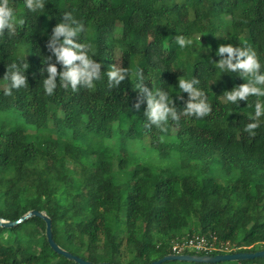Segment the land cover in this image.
Listing matches in <instances>:
<instances>
[{"label": "trees", "instance_id": "obj_1", "mask_svg": "<svg viewBox=\"0 0 264 264\" xmlns=\"http://www.w3.org/2000/svg\"><path fill=\"white\" fill-rule=\"evenodd\" d=\"M10 6L15 32L6 29L0 37V219L14 222L31 210L44 212L55 242L92 263L108 258L113 264H149L193 235L228 242L230 254L264 250V116L254 136L244 131L256 122L250 117L264 97L227 101L223 94L251 77L216 66L226 58L216 54L219 47L231 45L255 51L264 74V0H45V9L37 12L28 11L25 0H10ZM65 13L83 23L85 31L73 40L89 46L102 74L93 88L78 92L57 81L49 96L43 61L52 56L47 45ZM178 36L192 43L181 48ZM23 63L29 64L28 87L5 95L8 68ZM113 65L128 74L110 89L107 71ZM138 72L143 86L168 93L178 114L188 101L179 79H198L194 87L206 94L211 114L181 116L178 124L169 120L166 131L151 125L146 98L135 87ZM138 99L143 102L136 110ZM10 110L34 126L41 146L18 128L7 130L3 113ZM144 138L177 169L137 166L128 140L139 145ZM28 223L42 232L35 251L19 239L0 241V264H48L57 258L75 264L52 252L41 219L10 231ZM7 230L0 228V235ZM219 264H264V259Z\"/></svg>", "mask_w": 264, "mask_h": 264}, {"label": "clouds", "instance_id": "obj_2", "mask_svg": "<svg viewBox=\"0 0 264 264\" xmlns=\"http://www.w3.org/2000/svg\"><path fill=\"white\" fill-rule=\"evenodd\" d=\"M28 11L37 12L45 9V0H25ZM65 22L57 24L53 29V35L47 45L48 50L55 57L56 63H52V56H48L43 61L47 64L48 78L43 80L45 93L49 96L54 94V90L59 87L67 90L69 87L73 92H78L79 88L84 87L91 89L94 87V81L101 79L102 65L89 56V46L83 43H76L73 37H78L85 31L83 23L78 22L71 13L63 15ZM15 13L10 6V0H0V37L4 36L7 29L9 35L15 32ZM23 23V21H20ZM61 37L63 38L61 40ZM176 42L181 48L190 45L192 41L183 36L176 37ZM210 50V49H209ZM222 58L216 63L217 68L221 71H229L232 73H241L248 82L238 88H234L231 92H225L223 95L227 101L237 104L238 101H247L249 97H264V74H261V64L257 54L252 49L220 46L216 53ZM57 64L62 67L58 70ZM29 64L22 65L12 64L4 76V80L9 81L5 95H12V89L19 90L28 87L25 72L28 70ZM128 70L115 65L111 66L107 71V83L110 89L117 88L127 77ZM139 83L135 85L136 89L146 98L147 111L145 116L158 129L166 131V125L169 120L179 123L181 116L196 117L202 119L211 114V105L207 102L206 94L194 85L199 84V80L179 79V89L181 93L188 94V101L183 111L178 114L175 101L169 98L167 92L156 90L153 92L143 86V74L137 73ZM178 98L183 100V96L178 94ZM142 99L134 105L139 110ZM171 105V106H170ZM264 116V103L257 99L255 103V115L250 119L256 121L248 123L244 127V131L250 135H255V130L260 127L258 121ZM144 124L146 129L151 127Z\"/></svg>", "mask_w": 264, "mask_h": 264}, {"label": "rangeland", "instance_id": "obj_3", "mask_svg": "<svg viewBox=\"0 0 264 264\" xmlns=\"http://www.w3.org/2000/svg\"><path fill=\"white\" fill-rule=\"evenodd\" d=\"M178 46H179V44H178ZM193 51L195 53H198L199 50H198V48L197 49L194 48ZM26 56L29 57V55H26ZM3 116L5 118V122H7L6 125H7L8 131H12L14 128H18V130L23 131L26 134L28 141H34V142L38 143L39 146H41V143H42L41 137L37 136V134H40V133H38L35 130L34 126L26 124V123L20 121V119H18V118L16 119V114L12 110L4 112ZM121 126L123 129H126L127 128L126 122L123 123ZM241 136L243 138H245L248 135H241ZM128 147H129V154H131V157L133 155L135 157L137 156L136 157L137 158L136 160H138L136 163L137 166H140L142 163H146V164H150V165H154V166H161V167L168 168L171 170H173L175 168L173 165V162H172L173 160H169V159H165V158H161V159L159 158L158 153L152 147H150L146 138H144L142 141H140L139 145H136V143H134V141L132 139H129L128 140ZM132 167H133V165H130L129 169H131ZM175 169H177V168H175ZM41 235H42V232L39 228L34 229L33 225L28 223V224L21 226L20 229H15L14 231H10V229H8L3 235H0V241L8 243V242H14V241H16V239H19V240H21V242L26 243L29 246L31 245V247H30V248H32L31 251L34 252L35 248H37V247H35L34 244L36 241H38V239ZM60 244L63 245V243H60ZM47 252L49 254V257L52 258L53 254L49 251H47ZM187 253L194 254V252L192 250H187ZM77 254L81 255L79 252ZM97 260H98L97 263H92V262L91 263L92 264L109 263L108 258H105V259L104 258H98ZM85 261H87V260H85ZM59 262H60V259L57 258V259L52 260L51 263H48V264H58ZM111 264H113V263H111ZM165 264H192V263L169 262V263H165Z\"/></svg>", "mask_w": 264, "mask_h": 264}, {"label": "water", "instance_id": "obj_4", "mask_svg": "<svg viewBox=\"0 0 264 264\" xmlns=\"http://www.w3.org/2000/svg\"><path fill=\"white\" fill-rule=\"evenodd\" d=\"M31 218H39L44 222L45 224L44 235L46 238V242L49 248L52 250V252H54L58 256L63 257L67 261L76 264H92L91 262L85 261L81 257L73 255L72 253L62 249L55 242L52 234L51 219L44 212L31 210L28 213H26L24 216H22L19 220L14 222L0 219V228L10 229ZM255 259H264V250L256 251L253 253L239 252L233 254H223V255H214V256H198L193 254L166 255L149 264H165L169 262H186L192 264H219V263L244 262ZM99 264H111V263H99Z\"/></svg>", "mask_w": 264, "mask_h": 264}, {"label": "built area", "instance_id": "obj_5", "mask_svg": "<svg viewBox=\"0 0 264 264\" xmlns=\"http://www.w3.org/2000/svg\"><path fill=\"white\" fill-rule=\"evenodd\" d=\"M231 249V245L228 242H221L214 235L207 237L193 235L174 242L169 255H192L191 253H187V250H192L194 252L193 255L214 256L230 254Z\"/></svg>", "mask_w": 264, "mask_h": 264}]
</instances>
